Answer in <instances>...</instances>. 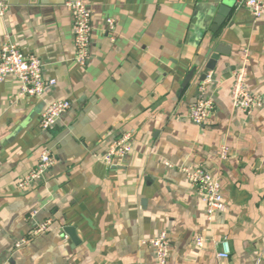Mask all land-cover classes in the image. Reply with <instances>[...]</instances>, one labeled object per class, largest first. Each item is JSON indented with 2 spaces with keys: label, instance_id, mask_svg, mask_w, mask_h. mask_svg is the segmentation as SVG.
<instances>
[{
  "label": "crops",
  "instance_id": "obj_1",
  "mask_svg": "<svg viewBox=\"0 0 264 264\" xmlns=\"http://www.w3.org/2000/svg\"><path fill=\"white\" fill-rule=\"evenodd\" d=\"M5 1L0 50L10 40L36 55L55 83L42 97H19L17 77L0 82V264H158L143 241L163 231L167 264H264V15L239 0H83L93 31L82 67L71 0ZM223 2L231 11L215 32ZM220 43L227 52L201 81ZM245 56L247 87L262 100L252 114L232 106ZM201 97L215 110L199 125L188 113ZM59 99L71 107L43 129L41 113ZM127 132L132 151L107 165L109 146ZM44 149L54 164L20 187ZM182 166L219 179L225 207L212 219ZM47 219L51 230L16 246ZM225 237L231 253L220 258Z\"/></svg>",
  "mask_w": 264,
  "mask_h": 264
},
{
  "label": "built area",
  "instance_id": "obj_2",
  "mask_svg": "<svg viewBox=\"0 0 264 264\" xmlns=\"http://www.w3.org/2000/svg\"><path fill=\"white\" fill-rule=\"evenodd\" d=\"M238 4L247 7L256 18L264 15V0H239ZM67 6L74 16L75 61L83 67L89 60L91 34L93 31L92 14L83 0L68 1ZM9 8L10 5L5 0H0L1 18L6 16ZM107 24L108 31L113 33L116 29L115 20L108 18ZM248 60V57L245 56L243 64L234 72L231 97L234 110L252 114L261 108L262 100L259 95L252 93L247 87ZM42 68V61L36 55L25 56L18 45L10 40L3 43L0 50V82H3L9 75L17 77L20 82L19 97H42L46 86L55 83V80L47 81L44 78ZM70 107L71 102L69 100L59 99L51 102L40 115V126L46 130L52 128L61 115ZM214 110V101L210 98L201 97L191 105L188 117L199 125L207 124L210 122ZM132 140V132L120 135L109 146L103 161L107 165H112L116 159L126 157L132 151ZM222 156L227 158V146L222 147ZM53 164L54 158L51 151L44 149L41 152L37 166L18 185L22 188L29 185L32 181L42 177ZM168 165L171 167L170 164ZM180 169L187 175L190 183L197 187L200 197L206 204L209 219H212L215 213L224 210L221 183L215 175L202 168L189 169L182 166ZM52 225L51 219L39 223L33 233L21 239L16 246L18 248L22 247L34 237L48 232L52 229ZM143 243L150 244L156 249L158 264H167L171 246L166 231L161 232L155 238L143 241ZM196 243L202 246L204 244L203 237H198ZM221 243L223 250L218 253V257L228 258L231 253L228 237L223 238Z\"/></svg>",
  "mask_w": 264,
  "mask_h": 264
},
{
  "label": "water",
  "instance_id": "obj_3",
  "mask_svg": "<svg viewBox=\"0 0 264 264\" xmlns=\"http://www.w3.org/2000/svg\"><path fill=\"white\" fill-rule=\"evenodd\" d=\"M230 11H231V7L226 2H223L218 9L217 15L215 16L214 24L212 25V28H211L212 31L217 32L219 30L220 26L224 23V21L228 17ZM226 52L227 51L225 50V46L222 45V43H220L216 46V48L214 49V52L212 53L209 61L206 64V71L203 73V75L201 77V81H203L207 78L208 72L215 68V65H216L218 59L220 58L221 54L226 53ZM193 74H194V70H192L190 72V74L187 76V78L184 82V87L190 82ZM68 228H67V231L69 232L71 237L76 242L77 239H76V234H75L74 230L71 227H68Z\"/></svg>",
  "mask_w": 264,
  "mask_h": 264
}]
</instances>
